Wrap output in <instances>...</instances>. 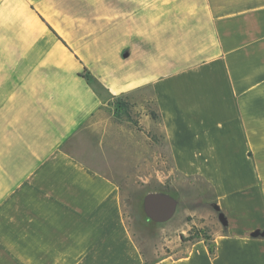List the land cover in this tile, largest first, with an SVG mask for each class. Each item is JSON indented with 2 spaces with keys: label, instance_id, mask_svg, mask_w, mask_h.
Wrapping results in <instances>:
<instances>
[{
  "label": "crops",
  "instance_id": "1",
  "mask_svg": "<svg viewBox=\"0 0 264 264\" xmlns=\"http://www.w3.org/2000/svg\"><path fill=\"white\" fill-rule=\"evenodd\" d=\"M146 87L175 170L213 189L214 256L197 241L146 263L120 183L65 147L107 97ZM222 252L264 264V0H0V264Z\"/></svg>",
  "mask_w": 264,
  "mask_h": 264
},
{
  "label": "rangeland",
  "instance_id": "2",
  "mask_svg": "<svg viewBox=\"0 0 264 264\" xmlns=\"http://www.w3.org/2000/svg\"><path fill=\"white\" fill-rule=\"evenodd\" d=\"M65 147L120 183L124 215L146 263L168 254L184 255L197 241L206 248L207 244L214 246L210 253L214 256V238L224 232V225L214 206L213 189L203 179L175 170L151 87L107 97L100 111ZM151 192L176 199L170 219L155 222L146 217L143 198ZM256 203L262 205L260 199ZM230 261L239 264L238 258L222 252L219 264Z\"/></svg>",
  "mask_w": 264,
  "mask_h": 264
},
{
  "label": "water",
  "instance_id": "3",
  "mask_svg": "<svg viewBox=\"0 0 264 264\" xmlns=\"http://www.w3.org/2000/svg\"><path fill=\"white\" fill-rule=\"evenodd\" d=\"M177 201L167 193L151 192L143 198V210L148 219L155 222H163L172 217L175 212ZM220 219L224 222L222 214ZM252 235H258V231L252 232Z\"/></svg>",
  "mask_w": 264,
  "mask_h": 264
},
{
  "label": "trees",
  "instance_id": "4",
  "mask_svg": "<svg viewBox=\"0 0 264 264\" xmlns=\"http://www.w3.org/2000/svg\"><path fill=\"white\" fill-rule=\"evenodd\" d=\"M207 249H208L209 253H213L214 246H211V245L207 244Z\"/></svg>",
  "mask_w": 264,
  "mask_h": 264
}]
</instances>
